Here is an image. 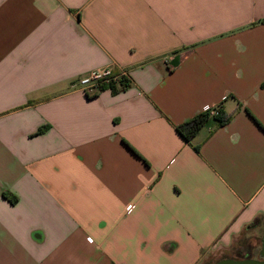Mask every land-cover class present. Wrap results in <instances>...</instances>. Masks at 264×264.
Masks as SVG:
<instances>
[{
	"label": "crops",
	"instance_id": "1",
	"mask_svg": "<svg viewBox=\"0 0 264 264\" xmlns=\"http://www.w3.org/2000/svg\"><path fill=\"white\" fill-rule=\"evenodd\" d=\"M263 253L264 0H0V264Z\"/></svg>",
	"mask_w": 264,
	"mask_h": 264
},
{
	"label": "built area",
	"instance_id": "2",
	"mask_svg": "<svg viewBox=\"0 0 264 264\" xmlns=\"http://www.w3.org/2000/svg\"><path fill=\"white\" fill-rule=\"evenodd\" d=\"M168 64V60L165 61ZM172 69V66H169ZM130 83L129 74L126 70L116 72L112 68L97 69L86 76L77 79L72 88L85 93L89 97L96 96L102 88L124 89ZM210 116L219 115L218 108L209 111Z\"/></svg>",
	"mask_w": 264,
	"mask_h": 264
},
{
	"label": "trees",
	"instance_id": "3",
	"mask_svg": "<svg viewBox=\"0 0 264 264\" xmlns=\"http://www.w3.org/2000/svg\"><path fill=\"white\" fill-rule=\"evenodd\" d=\"M112 92H116L115 88H112ZM210 118L211 117L209 112L201 113L193 119L178 126L177 131L184 140L190 141L199 133V131L203 128V126ZM214 119L217 121L219 127H222L230 122L231 116L226 115L223 111L220 110L219 115L214 117ZM43 130L44 129L40 130V133H42Z\"/></svg>",
	"mask_w": 264,
	"mask_h": 264
},
{
	"label": "water",
	"instance_id": "4",
	"mask_svg": "<svg viewBox=\"0 0 264 264\" xmlns=\"http://www.w3.org/2000/svg\"><path fill=\"white\" fill-rule=\"evenodd\" d=\"M213 264H264V253L260 260L244 259V260H233L225 259Z\"/></svg>",
	"mask_w": 264,
	"mask_h": 264
}]
</instances>
